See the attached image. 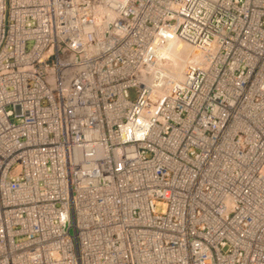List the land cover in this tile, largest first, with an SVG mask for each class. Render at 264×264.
<instances>
[{"label":"built area","instance_id":"obj_1","mask_svg":"<svg viewBox=\"0 0 264 264\" xmlns=\"http://www.w3.org/2000/svg\"><path fill=\"white\" fill-rule=\"evenodd\" d=\"M0 264H264V0H0Z\"/></svg>","mask_w":264,"mask_h":264},{"label":"bare ground","instance_id":"obj_2","mask_svg":"<svg viewBox=\"0 0 264 264\" xmlns=\"http://www.w3.org/2000/svg\"><path fill=\"white\" fill-rule=\"evenodd\" d=\"M183 49H184V47L182 46V44H176L175 45L174 56L175 57H178V56L180 57L181 55L179 54V52L182 51ZM169 68L174 73V76L175 77L181 78L183 76V71H184V68H185V63L180 61L175 66H172V64H170Z\"/></svg>","mask_w":264,"mask_h":264},{"label":"rangeland","instance_id":"obj_3","mask_svg":"<svg viewBox=\"0 0 264 264\" xmlns=\"http://www.w3.org/2000/svg\"><path fill=\"white\" fill-rule=\"evenodd\" d=\"M156 209L159 212H164L165 209H166L165 204H163V203H157Z\"/></svg>","mask_w":264,"mask_h":264}]
</instances>
